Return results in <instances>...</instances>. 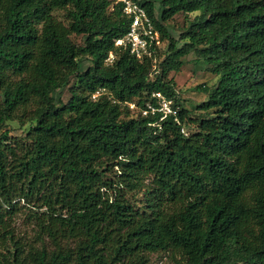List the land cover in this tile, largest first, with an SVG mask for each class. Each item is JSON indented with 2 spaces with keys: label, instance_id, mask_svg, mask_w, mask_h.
<instances>
[{
  "label": "trees",
  "instance_id": "obj_1",
  "mask_svg": "<svg viewBox=\"0 0 264 264\" xmlns=\"http://www.w3.org/2000/svg\"><path fill=\"white\" fill-rule=\"evenodd\" d=\"M112 2L0 0V264H264V0L142 1V60ZM191 54L216 78L192 110Z\"/></svg>",
  "mask_w": 264,
  "mask_h": 264
},
{
  "label": "rangeland",
  "instance_id": "obj_2",
  "mask_svg": "<svg viewBox=\"0 0 264 264\" xmlns=\"http://www.w3.org/2000/svg\"><path fill=\"white\" fill-rule=\"evenodd\" d=\"M147 1V0H139ZM155 3L156 7L159 5L160 0H150ZM186 17L192 18L193 15L184 16L182 14L176 15L173 19L165 23V27L170 31L174 37H178L180 32L187 26ZM77 43L81 42L80 37H74ZM166 48V42L159 44V51L162 52ZM169 78H172L176 85L177 98L182 107L186 109H194L195 106L200 104L206 99V94L201 90H197V87L204 85L206 88H210L216 81V78L208 71V68L199 60H197L194 54L189 55L184 65L179 72L169 74ZM56 100H61L66 103L69 99V92L67 90L57 92L55 95ZM133 109V108H131ZM15 126V125H13ZM25 205L23 202H21ZM26 206V205H25ZM26 210H22L19 215H23ZM23 218L17 220V226L19 231H29L30 228L26 227L23 223ZM23 223V224H22ZM151 262L153 264H178V260H175L168 254H155L151 256Z\"/></svg>",
  "mask_w": 264,
  "mask_h": 264
},
{
  "label": "built area",
  "instance_id": "obj_3",
  "mask_svg": "<svg viewBox=\"0 0 264 264\" xmlns=\"http://www.w3.org/2000/svg\"><path fill=\"white\" fill-rule=\"evenodd\" d=\"M112 1L113 5L120 6L123 14L129 18V27L125 38L116 41L115 45L119 46L125 43L129 47L130 54L138 60H142L145 56H151L152 48L160 44V36L145 8L139 0ZM111 59L112 55L108 61ZM153 97L158 100V111L163 114L161 119L176 114L170 106L171 102L164 99L161 94H153ZM130 107L133 108L132 105ZM148 108L152 113L155 111L151 106ZM143 115H146V112H143Z\"/></svg>",
  "mask_w": 264,
  "mask_h": 264
}]
</instances>
